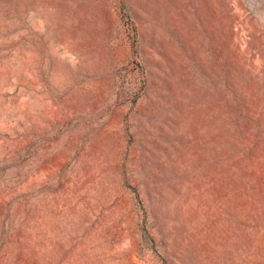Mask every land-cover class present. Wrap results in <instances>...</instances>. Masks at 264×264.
I'll use <instances>...</instances> for the list:
<instances>
[{"label":"rangeland","instance_id":"374dc122","mask_svg":"<svg viewBox=\"0 0 264 264\" xmlns=\"http://www.w3.org/2000/svg\"><path fill=\"white\" fill-rule=\"evenodd\" d=\"M0 264H264V0H0Z\"/></svg>","mask_w":264,"mask_h":264}]
</instances>
